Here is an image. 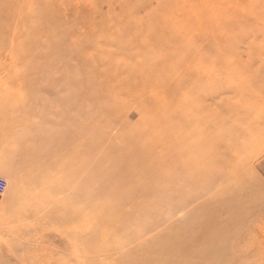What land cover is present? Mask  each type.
Segmentation results:
<instances>
[{"label": "rangeland", "instance_id": "1", "mask_svg": "<svg viewBox=\"0 0 264 264\" xmlns=\"http://www.w3.org/2000/svg\"><path fill=\"white\" fill-rule=\"evenodd\" d=\"M0 176V264H264V0H0Z\"/></svg>", "mask_w": 264, "mask_h": 264}, {"label": "built area", "instance_id": "2", "mask_svg": "<svg viewBox=\"0 0 264 264\" xmlns=\"http://www.w3.org/2000/svg\"><path fill=\"white\" fill-rule=\"evenodd\" d=\"M7 188V180L0 176V197L4 194Z\"/></svg>", "mask_w": 264, "mask_h": 264}, {"label": "water", "instance_id": "3", "mask_svg": "<svg viewBox=\"0 0 264 264\" xmlns=\"http://www.w3.org/2000/svg\"><path fill=\"white\" fill-rule=\"evenodd\" d=\"M2 165L10 169V166L8 165V163H2Z\"/></svg>", "mask_w": 264, "mask_h": 264}]
</instances>
